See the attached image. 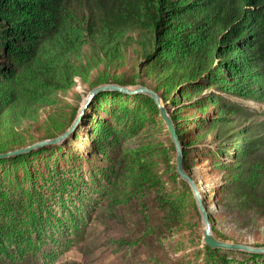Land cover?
I'll list each match as a JSON object with an SVG mask.
<instances>
[{"label": "rangeland", "instance_id": "obj_1", "mask_svg": "<svg viewBox=\"0 0 264 264\" xmlns=\"http://www.w3.org/2000/svg\"><path fill=\"white\" fill-rule=\"evenodd\" d=\"M18 62L0 45V75L16 73ZM199 77L158 94L182 146L183 170L198 184L219 238L264 246V215L229 200L234 154L220 152L209 135L200 138L218 112L240 106L264 117V103L213 90L219 99L208 113L194 114L208 105L197 91L212 84ZM72 80L52 94L36 81L25 94L39 114L33 130L43 131L48 114L66 122L62 132L69 127L92 89L81 76ZM178 96L185 99L175 103ZM46 147L0 159V264H264V253L203 242L201 213L176 171L174 143L150 96L102 91L74 133ZM129 170L133 179L124 186Z\"/></svg>", "mask_w": 264, "mask_h": 264}, {"label": "trees", "instance_id": "obj_2", "mask_svg": "<svg viewBox=\"0 0 264 264\" xmlns=\"http://www.w3.org/2000/svg\"><path fill=\"white\" fill-rule=\"evenodd\" d=\"M0 45L19 57L16 73L0 75V153L32 144L26 134L62 132L57 114L33 130L39 114L25 94L36 81L50 94L71 88L74 75L91 88L137 84L159 94L202 76L212 84L196 94L208 105L194 114L208 113L213 90L264 103V0H0ZM241 109L218 112L200 138L234 154L229 200L264 215V117Z\"/></svg>", "mask_w": 264, "mask_h": 264}, {"label": "water", "instance_id": "obj_3", "mask_svg": "<svg viewBox=\"0 0 264 264\" xmlns=\"http://www.w3.org/2000/svg\"><path fill=\"white\" fill-rule=\"evenodd\" d=\"M105 90L119 91V92H122L128 95L146 94L155 101L159 109L160 116L162 117V119L164 120L168 128L171 139L176 149V171L179 174V176L183 178L185 181H187L189 185L191 186V189L193 191V194H194V197L197 203V207L199 209V212L201 213L203 224H204L203 242L209 247L215 248V249L243 250V251L251 252V253H264V246L254 247V246H251L245 243H235V242L227 241V240H224L218 237V235L213 229V225L210 220V214L207 210L204 198L201 194V190L198 187V184L195 182L193 178L187 175L183 170V163H182V160H183L182 151L183 150H182V146H181L176 128L173 125L171 118L167 114L165 107L161 105L160 96L158 95V93H156L154 90L146 86H142V85L125 86V85H119V84L98 85L89 91L85 100L80 106L77 115L75 116L74 120L72 121V123L69 125V127L66 130H64L63 132L59 133L58 135L54 137L41 139V140L33 142L30 145L23 146V147H20V148L11 150V151L2 152L0 153V159L26 154V153H29L33 150H36L44 146H51V145L62 143L64 140H66L70 135L74 133L78 125L81 123L94 97L98 93L105 91Z\"/></svg>", "mask_w": 264, "mask_h": 264}]
</instances>
